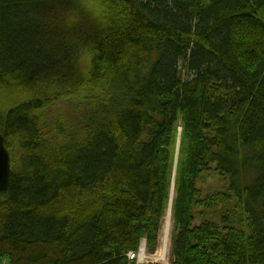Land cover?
I'll list each match as a JSON object with an SVG mask.
<instances>
[{
    "label": "trees",
    "instance_id": "1",
    "mask_svg": "<svg viewBox=\"0 0 264 264\" xmlns=\"http://www.w3.org/2000/svg\"><path fill=\"white\" fill-rule=\"evenodd\" d=\"M4 93L0 264H264V0H0Z\"/></svg>",
    "mask_w": 264,
    "mask_h": 264
},
{
    "label": "rangeland",
    "instance_id": "2",
    "mask_svg": "<svg viewBox=\"0 0 264 264\" xmlns=\"http://www.w3.org/2000/svg\"><path fill=\"white\" fill-rule=\"evenodd\" d=\"M84 87L76 90L74 93H72L69 97L64 96L60 99L56 100L55 102L51 103L46 109H42L41 113L43 118L45 119H54L55 117H62L65 120L70 121L72 117L82 114L85 111L84 105L88 101H91L92 99L96 97H100L102 95L103 91V82L102 80L97 81H91L87 83L86 85H83ZM10 93H4L0 96V102L3 105H9L12 102H16L20 99L18 96L14 98L12 101L9 98H6ZM180 143V140H177L176 143V154H175V162L172 167L173 174L176 172V164L178 162V145ZM215 168H212L209 174H206L200 181H199V187H202V189H212V188H220L221 187V181L222 179L218 177V175L214 172ZM175 178V177H173ZM172 191L170 193H173L174 196V179L172 180ZM169 206V205H168ZM170 207L167 208L165 215L162 219V225L159 231V237H158V245L153 253H149L146 249V242L145 240H142L141 242V254L137 256V262L139 263H148V262H159L163 264H171V232H172V226H173V219L171 215V211L169 210ZM168 212L170 213V216L167 218ZM203 221L202 217L199 214L195 215L194 223L193 225H197Z\"/></svg>",
    "mask_w": 264,
    "mask_h": 264
},
{
    "label": "water",
    "instance_id": "3",
    "mask_svg": "<svg viewBox=\"0 0 264 264\" xmlns=\"http://www.w3.org/2000/svg\"><path fill=\"white\" fill-rule=\"evenodd\" d=\"M11 175V156L5 145V137L0 132V193L9 187Z\"/></svg>",
    "mask_w": 264,
    "mask_h": 264
},
{
    "label": "built area",
    "instance_id": "4",
    "mask_svg": "<svg viewBox=\"0 0 264 264\" xmlns=\"http://www.w3.org/2000/svg\"><path fill=\"white\" fill-rule=\"evenodd\" d=\"M141 253L139 252V253H137V254H135L134 252H129V257L130 258H134V257H136V256H139Z\"/></svg>",
    "mask_w": 264,
    "mask_h": 264
},
{
    "label": "bare ground",
    "instance_id": "5",
    "mask_svg": "<svg viewBox=\"0 0 264 264\" xmlns=\"http://www.w3.org/2000/svg\"><path fill=\"white\" fill-rule=\"evenodd\" d=\"M172 196H173V193L171 194ZM170 210V209H169ZM171 211V210H170ZM170 216V213L168 212V214H167V218Z\"/></svg>",
    "mask_w": 264,
    "mask_h": 264
}]
</instances>
